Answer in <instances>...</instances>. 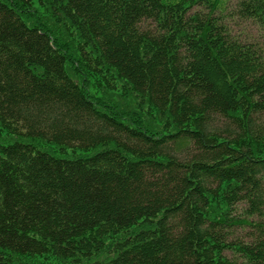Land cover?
Here are the masks:
<instances>
[{
    "label": "trees",
    "instance_id": "16d2710c",
    "mask_svg": "<svg viewBox=\"0 0 264 264\" xmlns=\"http://www.w3.org/2000/svg\"><path fill=\"white\" fill-rule=\"evenodd\" d=\"M49 258L264 264V0H0V264Z\"/></svg>",
    "mask_w": 264,
    "mask_h": 264
},
{
    "label": "rangeland",
    "instance_id": "374dc122",
    "mask_svg": "<svg viewBox=\"0 0 264 264\" xmlns=\"http://www.w3.org/2000/svg\"><path fill=\"white\" fill-rule=\"evenodd\" d=\"M241 31L244 32V37H248L250 34L255 32V29L251 24L244 23ZM249 37H251V36H249ZM51 262H55V260L53 258H49V260L47 261V264H49Z\"/></svg>",
    "mask_w": 264,
    "mask_h": 264
}]
</instances>
